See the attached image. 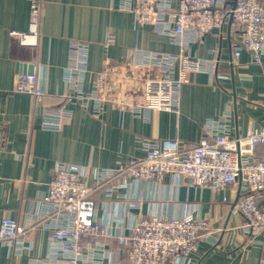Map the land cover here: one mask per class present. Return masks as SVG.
Masks as SVG:
<instances>
[{
    "label": "crops",
    "instance_id": "0c3cea01",
    "mask_svg": "<svg viewBox=\"0 0 264 264\" xmlns=\"http://www.w3.org/2000/svg\"><path fill=\"white\" fill-rule=\"evenodd\" d=\"M34 1L41 3L40 30L37 45L29 46L13 34L28 32ZM123 2L0 0V226L6 217L23 226L43 215L41 197L57 164L77 167L94 187L96 171L118 169L145 156L141 139L177 141L192 149L202 140L204 126L227 112L232 137L264 126V63L252 62L247 51L234 59L230 23L202 40L192 32L174 40L154 26H140L134 13L121 8ZM179 55L208 64L181 87L179 112L135 113L146 80L161 74L157 60L149 65L143 57ZM142 58L147 64L135 69ZM29 65L45 93L41 101L14 91L16 76ZM178 70L177 63L174 78ZM100 74H106L109 89L99 117L90 108L74 106L61 132L42 129L45 108L60 106L78 86L90 93ZM238 198L237 187L213 194L170 174L160 184L114 178L93 196L98 221L112 234L102 241L110 252L124 248L118 238L128 234L135 219L194 213L209 222L216 241L201 244L193 264H264V253L249 244L241 227L244 218L234 209ZM49 237L40 224L27 235L20 254L0 241V264H54ZM121 264H129L127 257Z\"/></svg>",
    "mask_w": 264,
    "mask_h": 264
},
{
    "label": "built area",
    "instance_id": "2783aa9c",
    "mask_svg": "<svg viewBox=\"0 0 264 264\" xmlns=\"http://www.w3.org/2000/svg\"><path fill=\"white\" fill-rule=\"evenodd\" d=\"M121 8L134 13L140 26H154L174 40L188 32L202 40L215 30L222 33L230 23L235 37L231 44L234 59L247 51L252 62L264 63V0H236L234 6L227 0H124ZM41 9L39 1L32 2L28 32L13 34L22 44L37 45ZM108 43H113L112 36ZM143 58L149 65L157 60L161 74L146 80L143 101L134 108L137 114L179 112L181 87L189 82V75L204 72L208 66L189 55ZM143 58L134 64L135 69L147 64ZM177 63L179 70L174 78ZM214 66L213 63V69ZM71 77L68 75L66 80L70 82ZM108 89L106 74H100L90 93L85 94L78 86L63 98L60 106L44 109L42 129L61 132L72 117L74 106L90 108L99 117L108 102ZM14 91L38 101L45 94L38 87L36 73L18 74ZM261 105L264 108V95ZM231 122L232 116L227 112L221 119L207 123L202 140L192 149L177 141L158 143L141 139L145 156L118 169L96 171L94 187L82 178L77 167L57 164L48 191L41 197L43 215L27 220L23 226L4 218L0 241L11 252L20 254L27 235L41 224L50 231L54 264H121L124 256L129 264H193L201 244L213 246L216 241L209 222L194 213L179 217L153 214L147 220L135 219L127 227L128 234L118 238L124 248L115 253L102 242L112 234L98 221L94 194L114 178L129 176L137 183L160 184L170 174L213 194L237 187L239 198L234 209L244 218L241 227L249 244L264 253V126L232 137Z\"/></svg>",
    "mask_w": 264,
    "mask_h": 264
},
{
    "label": "water",
    "instance_id": "95a60500",
    "mask_svg": "<svg viewBox=\"0 0 264 264\" xmlns=\"http://www.w3.org/2000/svg\"><path fill=\"white\" fill-rule=\"evenodd\" d=\"M235 3H236V0H234V1L231 3V5L234 6ZM215 32H218V31L215 30ZM33 71H34V67H33L32 65H29L28 68H27V72H25V73L32 74V73H34ZM25 73H24V74H25Z\"/></svg>",
    "mask_w": 264,
    "mask_h": 264
}]
</instances>
